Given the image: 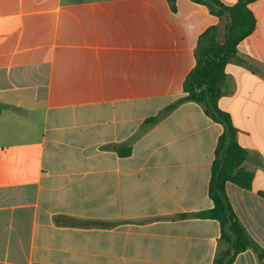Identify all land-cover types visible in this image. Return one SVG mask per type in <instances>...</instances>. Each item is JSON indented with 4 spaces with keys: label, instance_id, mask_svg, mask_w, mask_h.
<instances>
[{
    "label": "crops",
    "instance_id": "obj_1",
    "mask_svg": "<svg viewBox=\"0 0 264 264\" xmlns=\"http://www.w3.org/2000/svg\"><path fill=\"white\" fill-rule=\"evenodd\" d=\"M176 5L0 0V264H215L228 251L220 222L196 216L213 207L225 127L178 103L200 36L217 26L224 42L228 17ZM250 8L218 104L253 175L226 192L264 250V0Z\"/></svg>",
    "mask_w": 264,
    "mask_h": 264
},
{
    "label": "trees",
    "instance_id": "obj_2",
    "mask_svg": "<svg viewBox=\"0 0 264 264\" xmlns=\"http://www.w3.org/2000/svg\"><path fill=\"white\" fill-rule=\"evenodd\" d=\"M173 11L177 10V0H167ZM206 5L217 16L227 15L225 40L220 41L218 27L208 28L199 38L195 50L196 65L190 71L183 84L185 97L178 103L193 101L205 105V112L213 120L224 125L225 131L220 136L212 166L209 196L213 207L197 213L200 218L217 220L221 224V241L228 244V251L215 264H232L237 255L252 249L264 257V250L252 239L241 224L226 192L228 182L250 188L253 175L239 173L247 160V151L237 142V130L231 116L220 109L221 89L226 81V67L238 51L239 44L251 35L256 28V17L250 5L260 0H238L227 6L220 0H192ZM172 107V106H171ZM2 108L0 106V113ZM157 117L148 120L155 123Z\"/></svg>",
    "mask_w": 264,
    "mask_h": 264
},
{
    "label": "rangeland",
    "instance_id": "obj_3",
    "mask_svg": "<svg viewBox=\"0 0 264 264\" xmlns=\"http://www.w3.org/2000/svg\"><path fill=\"white\" fill-rule=\"evenodd\" d=\"M224 33H225V31H224Z\"/></svg>",
    "mask_w": 264,
    "mask_h": 264
}]
</instances>
